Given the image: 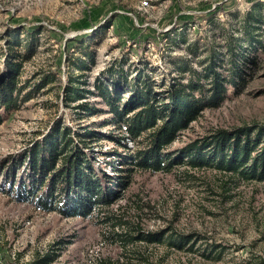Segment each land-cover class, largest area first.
Segmentation results:
<instances>
[{
    "label": "rangeland",
    "instance_id": "1",
    "mask_svg": "<svg viewBox=\"0 0 264 264\" xmlns=\"http://www.w3.org/2000/svg\"><path fill=\"white\" fill-rule=\"evenodd\" d=\"M13 34L23 41L36 35L22 83L53 82L0 126V163L30 149L57 122L76 135L89 128L119 136L108 115L82 118L78 105L89 102L106 113L101 98L88 91L121 69L129 81L141 72L159 87L207 66L231 79L237 66L228 99L204 111L169 153L220 130L264 125V0H0V75ZM79 59L87 68H77ZM69 83L85 98L68 101ZM91 151L97 169L109 176L134 169L122 199L89 218H67L0 191V264H30L38 254L55 256L51 264H264V181L186 164L171 172L138 170L114 156L129 152L108 139ZM128 225L192 243L179 249L167 239L115 235Z\"/></svg>",
    "mask_w": 264,
    "mask_h": 264
},
{
    "label": "trees",
    "instance_id": "2",
    "mask_svg": "<svg viewBox=\"0 0 264 264\" xmlns=\"http://www.w3.org/2000/svg\"><path fill=\"white\" fill-rule=\"evenodd\" d=\"M35 36L23 41L19 34L11 35L5 54V71L0 75V126L53 82L46 77L31 88L30 82L21 81L24 65L36 53ZM84 57L88 58L87 62L92 60L88 53ZM86 64L79 59L76 66L83 70ZM236 68L230 73L233 74L231 79L229 73L217 72L214 66H207L202 74L187 69L188 77L183 75L180 80L159 87L141 72H135V79L129 81L130 75H126L124 69L117 73L108 71L107 81L98 79L95 91H88L94 98H101L106 113L98 112L93 104L85 102L78 105L82 112L78 115L86 118L106 114L120 135L105 137L89 128L76 135L70 127L57 122L30 149L0 163V191L15 202L31 203L40 211L59 212L67 218H89L100 213L122 199L134 173V169H126L130 174L121 175L125 171L116 169L117 175L109 176L97 169L91 148L104 139L128 150V157L119 153L114 156L122 164H130L138 170L171 172L175 166L186 164L192 169L213 167L247 181H264V125L220 130L178 151L167 152L204 111L224 104L229 91L236 87ZM66 92L70 95L68 101L85 98V92L71 83ZM129 143L133 147H128ZM116 226L119 225L113 228ZM126 228L122 233L114 231L115 235L131 234L133 241L149 243L167 239L171 246L179 249L192 243L190 237L144 232L130 225ZM55 260V256L38 254L30 264H51Z\"/></svg>",
    "mask_w": 264,
    "mask_h": 264
},
{
    "label": "built area",
    "instance_id": "3",
    "mask_svg": "<svg viewBox=\"0 0 264 264\" xmlns=\"http://www.w3.org/2000/svg\"><path fill=\"white\" fill-rule=\"evenodd\" d=\"M143 4H144V6H146V7L149 5V3H148L147 1H144Z\"/></svg>",
    "mask_w": 264,
    "mask_h": 264
}]
</instances>
